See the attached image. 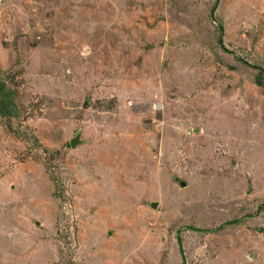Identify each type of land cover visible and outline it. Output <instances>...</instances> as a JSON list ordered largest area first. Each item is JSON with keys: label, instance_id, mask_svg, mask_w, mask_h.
<instances>
[{"label": "rangeland", "instance_id": "374dc122", "mask_svg": "<svg viewBox=\"0 0 264 264\" xmlns=\"http://www.w3.org/2000/svg\"><path fill=\"white\" fill-rule=\"evenodd\" d=\"M257 67L264 0H0V264H264Z\"/></svg>", "mask_w": 264, "mask_h": 264}, {"label": "trees", "instance_id": "16d2710c", "mask_svg": "<svg viewBox=\"0 0 264 264\" xmlns=\"http://www.w3.org/2000/svg\"><path fill=\"white\" fill-rule=\"evenodd\" d=\"M222 23L219 25V30L222 31ZM258 74L256 82L264 87V70L257 67ZM18 91L8 84V81L0 68V115L9 122L20 117V107L17 102ZM176 179V177H174ZM260 208H263L261 205Z\"/></svg>", "mask_w": 264, "mask_h": 264}, {"label": "water", "instance_id": "95a60500", "mask_svg": "<svg viewBox=\"0 0 264 264\" xmlns=\"http://www.w3.org/2000/svg\"><path fill=\"white\" fill-rule=\"evenodd\" d=\"M81 136H82V133L79 132V133H77L75 135V137H73L70 140V145H71L72 148H76L78 145H80V144H82L84 142V140L81 139ZM180 185L185 187V186H187V183H186V181L181 180L180 181ZM150 205H151V207L156 208L158 206V201H151ZM36 224L39 225L40 224L39 221H36Z\"/></svg>", "mask_w": 264, "mask_h": 264}, {"label": "crops", "instance_id": "0c3cea01", "mask_svg": "<svg viewBox=\"0 0 264 264\" xmlns=\"http://www.w3.org/2000/svg\"><path fill=\"white\" fill-rule=\"evenodd\" d=\"M264 175H262L261 177H259V176H255V178L257 179V181L260 183V182H262V183H264V180H262V177H263ZM181 187H184V186H181ZM23 212H24V210H23ZM24 214V213H23ZM31 217V216H30ZM21 219V218H20ZM12 223H13V221H12ZM25 225V223H23L21 220H20V224H19V229H21V227L22 226H24ZM13 226H10V225H5V226H3V229L1 230L0 229V233H9L8 231L12 228ZM14 227H17V226H14Z\"/></svg>", "mask_w": 264, "mask_h": 264}, {"label": "flooded vegetation", "instance_id": "af4514ba", "mask_svg": "<svg viewBox=\"0 0 264 264\" xmlns=\"http://www.w3.org/2000/svg\"><path fill=\"white\" fill-rule=\"evenodd\" d=\"M176 180H178L179 181V183H180V181H181V179L179 180L178 178H176ZM234 222V221H233ZM177 239H178V236H177ZM182 248V247H181Z\"/></svg>", "mask_w": 264, "mask_h": 264}]
</instances>
